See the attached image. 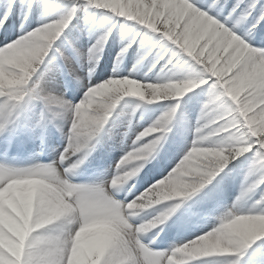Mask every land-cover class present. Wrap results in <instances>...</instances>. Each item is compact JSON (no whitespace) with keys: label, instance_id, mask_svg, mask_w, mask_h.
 Returning a JSON list of instances; mask_svg holds the SVG:
<instances>
[{"label":"bare ground","instance_id":"obj_1","mask_svg":"<svg viewBox=\"0 0 264 264\" xmlns=\"http://www.w3.org/2000/svg\"><path fill=\"white\" fill-rule=\"evenodd\" d=\"M0 264H264V0H0Z\"/></svg>","mask_w":264,"mask_h":264}]
</instances>
